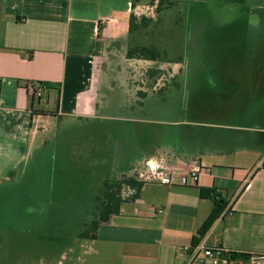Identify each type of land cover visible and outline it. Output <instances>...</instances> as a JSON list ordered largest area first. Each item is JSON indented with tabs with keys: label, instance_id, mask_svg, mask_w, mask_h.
I'll return each mask as SVG.
<instances>
[{
	"label": "crops",
	"instance_id": "1",
	"mask_svg": "<svg viewBox=\"0 0 264 264\" xmlns=\"http://www.w3.org/2000/svg\"><path fill=\"white\" fill-rule=\"evenodd\" d=\"M258 1L242 30H233V35L242 33L238 63L245 76L242 81L210 76L209 82L219 84V91L233 90L238 84L259 93L264 90V0ZM138 2L0 0V183L34 149L50 143L46 133L53 125L69 121L72 126L103 117V95L114 92L119 73L123 78L122 64L130 68L147 63L126 58L129 22ZM105 74L114 81L102 80ZM29 83L54 86L43 88L38 97L29 92ZM147 97L137 99V104L143 107ZM245 138L250 137L205 141L193 134L184 136L182 143H161L162 138L147 133L141 140L125 143L127 150L120 149L122 158L114 164L116 175L130 176L155 158L172 169L173 184L144 183L136 198L131 199L132 193L125 196L128 200L120 214L102 223L95 239H81L82 225L95 209L93 198V208L78 221L77 239L60 248L53 264H185L187 256L180 249L197 239L235 253H264V129L252 143ZM117 144L121 148L123 143ZM128 153L132 156L124 159ZM196 164L204 170L198 184H183ZM207 189L221 193L228 212L199 238L198 231L214 208V201L201 195Z\"/></svg>",
	"mask_w": 264,
	"mask_h": 264
},
{
	"label": "rangeland",
	"instance_id": "2",
	"mask_svg": "<svg viewBox=\"0 0 264 264\" xmlns=\"http://www.w3.org/2000/svg\"><path fill=\"white\" fill-rule=\"evenodd\" d=\"M257 3L181 0L162 12L157 1L135 5L133 15L138 23L145 18L150 26L138 30L133 42L156 44L170 58L183 56L184 61L141 62L130 68L122 64L123 78L119 73L111 89L114 92L103 95V117L72 126L69 121L53 125L46 133L50 143L34 149L14 173L5 174L0 183V264L55 263L60 248L77 239L78 221L93 208L102 180L122 176L116 175L114 164L122 158L120 149L127 150L125 143L141 140L147 133L162 138L161 143H182L184 136L193 134L205 141L230 136L250 137L245 139L253 142L264 129V90L259 93L238 84L235 90L222 92L209 77L221 74L224 80L228 75L242 81L245 75L238 63L243 53L242 33H233L242 30ZM149 70L159 74L150 77ZM103 79L114 81L106 74ZM139 91L149 95L143 107L137 104ZM134 119L139 123L129 121ZM181 119L196 120L199 125H180ZM145 169L141 166L139 170ZM137 173L130 176L138 177ZM131 191L126 189L124 197Z\"/></svg>",
	"mask_w": 264,
	"mask_h": 264
},
{
	"label": "trees",
	"instance_id": "3",
	"mask_svg": "<svg viewBox=\"0 0 264 264\" xmlns=\"http://www.w3.org/2000/svg\"><path fill=\"white\" fill-rule=\"evenodd\" d=\"M138 1L139 0H136V2ZM152 1L158 2V9L160 12H162V10L176 7L181 0ZM149 26L150 24L145 18H143L139 24L137 19L132 14L129 22V42L127 46L126 58L128 60H142L147 62L166 61L173 64L182 63L184 61L183 56L172 59L169 57V52L167 50H161L156 46V44H141L133 42L134 34L141 28H147ZM158 72L159 71L156 70H149L148 75L150 77H155L159 74ZM40 86L44 88H51L54 85L41 83ZM175 86L176 88H180L179 83H176ZM137 95L142 100L147 97V93L142 91H139ZM143 186L144 182L138 180L135 175H122L116 179L106 178L103 181L102 188L95 194V209L92 212L91 220L82 225L79 238L95 239L97 237V231L100 225L102 223L108 222L112 216L120 214L122 204L128 200L127 197H124L125 190L128 188L134 190L135 192L133 195H131V199H134L139 195V192ZM201 195L204 198L212 199L214 201V208L207 221L199 229V238H202L206 235L216 220H218L223 215L227 206L225 199L221 193L217 192L216 189L202 190ZM198 241H200V239H197L195 242Z\"/></svg>",
	"mask_w": 264,
	"mask_h": 264
},
{
	"label": "built area",
	"instance_id": "4",
	"mask_svg": "<svg viewBox=\"0 0 264 264\" xmlns=\"http://www.w3.org/2000/svg\"><path fill=\"white\" fill-rule=\"evenodd\" d=\"M27 88L34 96L40 97L44 87L29 83ZM145 168V171L136 170L138 172V180L144 183L160 182L165 185L173 184V171L165 161L151 158L146 162ZM203 172V168L196 164L183 177V184L188 186L197 185ZM180 252L187 256L185 264H264V253H235L221 246H210L204 240L183 246Z\"/></svg>",
	"mask_w": 264,
	"mask_h": 264
}]
</instances>
